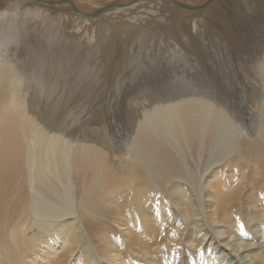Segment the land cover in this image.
<instances>
[{"label": "bare ground", "instance_id": "6f19581e", "mask_svg": "<svg viewBox=\"0 0 264 264\" xmlns=\"http://www.w3.org/2000/svg\"><path fill=\"white\" fill-rule=\"evenodd\" d=\"M243 1L226 19L217 11L227 10L231 0H0V106L21 122L26 136L24 165L34 219L26 229L28 221L11 228L15 249L22 246L16 264L94 261L70 203V183L63 180L61 149L70 150L76 141L92 171L82 194L90 206H80L81 216L93 236L99 227L106 256L101 264H137L135 253L147 264H264V233L256 227L264 217V117L257 120L264 115V0ZM206 20L219 31L204 32L213 39L226 34L227 43L206 41L200 31ZM236 26L248 27L249 37L257 33L250 37L256 51L239 53L241 38L232 39L240 30ZM128 69L143 74L129 77ZM30 79L63 85L57 102L75 100L78 104L67 111L77 113L78 123L50 121L53 108L38 126L24 84ZM186 106L196 109L202 138L213 142L210 162L191 184L176 179L181 169L163 173L154 150L136 142L141 132L164 137L182 154L171 116H180ZM110 116L118 121L124 116L129 128L117 138L107 131ZM246 136L256 139L253 145L238 148V139ZM40 144L47 152L36 153ZM112 153L125 157L117 175L106 168L105 157ZM149 166L161 173L168 198L160 196ZM34 224L39 231L30 236L26 230ZM11 255L10 245H4L0 264H12Z\"/></svg>", "mask_w": 264, "mask_h": 264}, {"label": "rangeland", "instance_id": "374dc122", "mask_svg": "<svg viewBox=\"0 0 264 264\" xmlns=\"http://www.w3.org/2000/svg\"><path fill=\"white\" fill-rule=\"evenodd\" d=\"M230 3H231V5H230L231 8L229 6L230 9L227 8V10H226V8H225L224 9L225 11H223V9L222 10L220 9L219 11H217V12L221 13L220 17L223 18L225 15V17L227 19V16L229 17L231 12L233 14L236 13V10L239 8V6L243 5L244 1L243 0H231ZM232 8L234 9V11ZM217 12H215V14ZM245 21L247 22V20H245ZM228 22H230V21L228 20ZM207 23H208V20H206V24H205V22H203L202 26L206 25V27L200 29V31L202 30L201 31L202 35L205 34L204 36L206 37V41L208 40V43L210 42L209 44H211V41L209 39L211 38L214 41V39L217 38L218 40L220 39L219 41H221L222 43H224V41H225V43H227L226 34L220 33L217 37H214V39L212 36L209 37V33L207 31L210 27H208L209 23L208 24ZM212 28L213 27L210 28V31ZM236 28L237 29L239 28L241 30V32H240V30L238 31V33L233 32L232 39L235 40L236 35L241 38L240 45L242 47L239 45V47H240V48L238 47L240 49L239 53L241 55H243L244 53L250 54L253 51H256V49H257L256 43H255V41H253L254 39L252 40L251 38H255L257 33L256 32H255L256 34L254 33V37L252 34H250V37H251L250 38L248 36L249 35L248 33H250L251 31H250V29H248V27L241 29L239 26H236ZM205 29L207 30L206 32H204ZM213 30L219 31L216 28H213ZM247 31H249V32H247ZM173 32H177V31H173ZM245 32H246V35H245ZM177 33L175 35H177ZM190 39H191V37H190ZM245 45H247L248 47ZM249 45H250V48H249ZM224 48H225V46L222 47V49H224ZM137 50H139V49L136 48V51ZM222 51L226 52L225 49ZM248 58H249V56H248ZM131 62L132 61H129L128 63L133 65V63H131ZM192 64L193 63L190 62V65H192ZM205 65H207V63ZM249 67H250V65H249ZM128 70L130 71L129 77H135L139 73L143 74V70H140V69H137V70L136 69H128ZM122 73H123V71L121 69L117 75L121 76ZM238 78H240V77H238ZM34 80L35 79H30V80L26 81L24 84H25V87L28 91V94H27L28 101L30 100V98L34 99V101L31 102L29 105L33 106L32 110L35 113H37L38 118L39 117L41 118V119L39 118V120H38L39 122L37 121L38 123L36 122L38 124V126L42 123L45 124L43 119H46V120L49 119L46 115L49 113H52L51 110L53 108L55 109V112L52 113V116H51L52 119H49L50 121L51 120L55 121V122L58 121V122H60V124L64 123V122H66V123L70 122L73 126H75L74 124L78 123V121H79V120L75 121V118H76L75 116H77L76 115L77 113L74 112L73 109H72V111H70V110H71V105L78 104V103H75V100L72 101V99L70 100V102H68V104H64L63 102H60L61 104H58V102H57L58 101L57 98H60V96H58V95H62L64 86L61 84L58 85L59 87L54 86V85H51L54 82H47L46 83V81L44 82V84H47V85L43 86L41 84L38 85L39 82L36 80L34 81ZM34 82H36L37 84H35ZM90 83H91L90 81L87 82V85ZM33 84H35V85H33ZM42 86H43V89L41 88ZM60 86H63V88H61V90H60ZM30 87H31V90L29 91ZM34 89L35 90L37 89L36 90L37 92ZM39 91H40V93H39ZM121 91L124 94V98H125V93L123 92L122 88H121ZM262 92L264 93V90H263V88H260V93H262ZM33 93H35V94H33ZM36 95H37V97H36ZM38 97L39 98L42 97V99L41 98L39 99ZM35 100H37V101L35 102ZM123 104L125 107H127V103H123ZM64 105H65V107H64ZM26 106H28V104H26ZM61 106H62V108H61ZM55 107H57V108H55ZM67 109H70L69 112L67 111ZM196 113H197V111L193 106H186V107H182V109L180 111V116H171V118L173 119V127H174V133H175L174 136L180 142V146H181V150H182V154H180V155H178L174 151V149H173V148H175L174 146L172 147L168 142L165 141L164 137H160V138L149 137L148 135L141 132L138 134V139L136 140V142L141 147H143L144 150H147V148L154 150L155 160L158 162V164H156V166H158L159 168L160 167L164 168V172L161 170L163 173L169 172V173L175 174V172L178 169H181V172H178L179 176H177L176 179L180 182H186V183L189 182L190 184L193 180H195V182H198L199 178H200V174L205 171L208 163L210 162L209 161L210 160V155H209L210 146L209 145L213 144V142H210L212 140L211 138L207 137L205 140L202 138L201 130H200V127H199V124L197 121L198 119H197ZM261 116L264 117V115H260L257 118V120L260 121L262 118ZM108 119H109V122L113 125L112 126L110 123H108V128H107V131L110 134L112 133L111 137L113 136L114 138H117V137L121 136V134L125 133V130L127 131L129 129V128L128 129L124 128L125 126H123L125 123V121H124L125 117L124 116H122L119 121L117 120V119H119V117L117 119H115V118H113V116H110ZM113 119H114V123H113ZM41 120H42V122H41ZM46 123H48V122H46ZM109 124L111 125V128L113 131L109 127L110 126ZM121 125H122V127H121ZM20 126H21V122L17 118H15L14 116H12L9 112H7L5 109H2L0 106V253H1L4 245L9 244L11 251H13V253L15 254L14 256L11 255L12 257L9 259L10 263L12 261V264L17 263V260L19 257L18 255L20 254V252H19L20 250L18 251V248L22 249V246H19L17 249H15V247H14L15 243L13 242V239L11 237V231H12L13 227L15 228L17 226V223H25L26 221H28L25 224V229H26V227H27L26 225H29V223L31 224L34 222V219L32 218V215L30 214L31 194H29L30 188H29V182H28V174H27L28 172H27L26 166L24 165L25 164V148L27 147V142L25 141L26 136L24 135V130H20ZM70 127H72V126H69V128ZM173 127H172V131H173ZM63 128H65V127H63L61 125V129H63ZM69 128L66 127L65 128L66 131H68ZM210 128H211V126L209 127V129ZM71 130H72V128L69 131H71ZM119 130H120V132H119ZM117 131L119 134H117ZM49 132L52 133V131H49ZM27 135H28V133H27ZM65 135H66V133H65ZM246 137L248 139H246L245 137L238 139V140H240V141H237V143H236V144L239 143L238 148H240L239 147L240 145H244V144L245 145L246 144L253 145V141L256 140L255 138H254V140H252L253 136H250V137L246 136ZM31 144L32 143H30V145ZM73 144L74 145L71 146L72 149L70 148V150H68L69 148L65 147V145L61 149V151L64 150L61 152L62 153V168H63V172H64V174L62 172L63 180H65L67 178V183L68 182L70 183L71 198L73 200L72 202L70 201V203H71V205L75 204L74 209H75V215L77 217V223L80 227V231L83 232L81 234H83V236L85 237L84 239L86 240L87 247L89 248V251L92 254V259H94V261H95V262L93 261L94 263L93 262L92 263L93 264H101L104 260H106V256H105L104 249L101 247L102 235L100 232L97 231V229L99 227H97L95 229L94 236H93L92 231H91L90 227H88L86 220L82 219L83 217L81 216V210H80L81 205L86 206V207L90 206L88 203L86 204V202H85L86 197H85V195H82V194H83L85 188L88 189L90 187V179L86 181L85 177L87 175L89 177L92 174V171L89 170V164H88L89 161H86L83 158H80V153L77 152V148L80 149L81 143L76 141V143L74 142ZM204 144H205V146H204ZM40 145L38 146L40 151L38 150V147H37L36 153L41 154V151L47 152V145H45V146L41 145V147H40ZM67 150H68V152L66 153ZM202 151L204 152L203 156H201ZM105 158H106V168L113 171L117 175L119 173V169L122 168L121 163H122V161L125 160V157L118 156V155L112 153L111 157L106 156ZM201 158H203V159L201 160ZM45 159L46 158L44 156V160ZM182 162L185 163V166L182 165ZM149 167L151 169L150 170L151 176H152L154 182L157 183V186H158L159 190L161 191L160 196L161 197L162 196L167 197V193H168V191H170V189H168L164 186L163 179L159 176V174H161V173H158V171H156L157 170L156 167H154V166H149ZM188 168L189 169L191 168V170H193V172H191L190 175H188V172H186V170ZM198 170H200L201 172L197 173ZM56 175H58V172H57V174H55V176ZM192 175H194V176H192ZM154 177H155V179H154ZM193 177H194V179L191 180V178H193ZM195 177H197L198 179ZM59 178L62 179L61 172L59 174ZM35 179H36V181L39 182V180L37 178V174L35 175L34 181H35ZM50 181L51 182L56 181V178L51 177ZM59 182L60 181H58V185H59L58 189H60L62 187V186H60L61 183H59ZM34 187H35V185H34ZM36 190H39V192L44 194V195L46 194L53 201H58L56 199V196L53 194V196H55V197H52V194L45 187H42V185L39 186V184H36ZM249 191L253 192V189L250 188L247 191V193H250ZM83 203H85L86 205ZM91 203H94V199H91ZM245 206H247V205H245ZM262 215H264V212ZM263 219H264V217L262 216V218L259 220L260 222L258 221V223L256 225V227L259 229V231L261 230V234L264 233V223H263L264 220ZM80 223H81V225H80ZM109 224L111 225L113 230L117 231L118 226L114 222L109 220ZM36 225H38V224H34V227L32 229L26 230L27 232L25 230H23V231H25L26 233H29L30 236H34L39 231V229L37 228L38 226H36ZM262 228H263V231H262ZM89 230L91 231V234H90ZM239 236H235V238L237 239V238H239ZM263 236H264V234H262V238L264 239ZM262 238L260 239L261 241H263ZM238 241H239V239H238ZM15 251H16V253H15ZM202 254H203V252H202ZM225 254H227V253L226 252L221 253V255H225ZM134 255H135V260H133V261H135V263L147 264V263H145L146 261L141 258L140 254L135 253ZM198 255H199L198 253L195 254L194 258L197 257ZM225 257H226V255H225ZM0 260H1V256H0ZM211 262H213L214 264H217V260L216 261L212 260ZM224 262L225 261H221L220 264H222ZM88 263L92 264L91 262H87L85 264H88ZM116 264H119V262H116Z\"/></svg>", "mask_w": 264, "mask_h": 264}]
</instances>
